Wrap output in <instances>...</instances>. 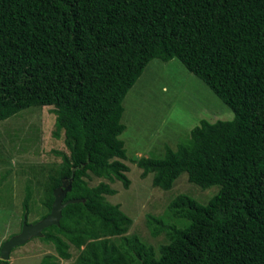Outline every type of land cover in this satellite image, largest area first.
<instances>
[{
  "label": "trees",
  "instance_id": "1",
  "mask_svg": "<svg viewBox=\"0 0 264 264\" xmlns=\"http://www.w3.org/2000/svg\"><path fill=\"white\" fill-rule=\"evenodd\" d=\"M154 59H178L235 114L132 161L164 192L183 174L220 188L207 204L179 194L148 215L167 240L158 250L129 235L132 218L107 199L116 182L130 188L123 102ZM43 107L54 108L68 154L57 153L41 220L64 181L65 201L81 200L37 237L59 258L75 248L73 264H264V0H0V123Z\"/></svg>",
  "mask_w": 264,
  "mask_h": 264
},
{
  "label": "rangeland",
  "instance_id": "2",
  "mask_svg": "<svg viewBox=\"0 0 264 264\" xmlns=\"http://www.w3.org/2000/svg\"><path fill=\"white\" fill-rule=\"evenodd\" d=\"M126 125L121 139L127 150L130 168L129 189L120 182L112 184L117 195L107 199L133 220L128 234L138 235L156 250L167 243L164 234L154 237L147 224L148 215L162 216L169 202L179 194H188L207 204L219 191L215 186L205 191L181 175L174 188L164 192L153 187V175L142 177L136 161L142 157H161L165 148L176 150L190 139L191 131L203 120L210 123L232 121L234 112L198 77L178 60H152L123 102ZM53 107L34 108L0 123V254L3 245L22 231L24 200L28 184L33 188L29 224L41 221L48 212L44 199L48 176L56 171L62 159L57 153L68 154L64 138H56V115ZM103 179L94 178L98 185ZM72 259L59 258L52 245L32 238L10 253V264H73L80 251L71 249ZM1 259V256H0Z\"/></svg>",
  "mask_w": 264,
  "mask_h": 264
},
{
  "label": "water",
  "instance_id": "3",
  "mask_svg": "<svg viewBox=\"0 0 264 264\" xmlns=\"http://www.w3.org/2000/svg\"><path fill=\"white\" fill-rule=\"evenodd\" d=\"M70 191L71 182L64 181L62 187L54 192L55 200L50 214L38 223L29 224L27 217H24L21 233L10 238L1 249L0 255L3 261H9L10 253L13 249L25 245L32 240V238L42 237L45 229L60 224L63 209L70 204L81 201L79 199L65 201V198Z\"/></svg>",
  "mask_w": 264,
  "mask_h": 264
}]
</instances>
